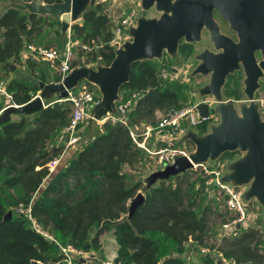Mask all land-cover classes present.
Returning <instances> with one entry per match:
<instances>
[{
	"label": "trees",
	"instance_id": "16d2710c",
	"mask_svg": "<svg viewBox=\"0 0 264 264\" xmlns=\"http://www.w3.org/2000/svg\"><path fill=\"white\" fill-rule=\"evenodd\" d=\"M48 17L16 7L0 10V66L3 72L14 73L5 83L11 103L28 102L39 90L38 82L47 83L44 72L30 83L15 75L9 64L22 61V52L41 36ZM79 18L69 32L76 44L71 67L108 66L115 56L110 44V17L101 4L91 0ZM56 34L61 38L60 31ZM66 39L67 36L61 40ZM193 50L191 43L181 41L178 45L182 54ZM159 68L154 59L132 63L129 79L120 92L143 93L126 117L128 124H154L156 111L182 108L179 89L160 79ZM230 79L224 85V95L239 100L241 92L232 87L236 78ZM261 90L264 91V84ZM45 105L37 113L19 114L18 120L0 122V264H59L62 256L58 244L97 252L100 236L106 232L114 235V261L120 264H190L186 259L190 245L209 247V215L216 209L209 194L189 180V170L159 180L149 188L141 180H133L125 168L142 164L147 153L135 145L122 123L103 122L79 149L67 150L71 156H65V152L57 168L49 173L47 163L63 149L55 141L67 123L70 107L68 101L58 98ZM3 107L0 105V109ZM207 124L208 120H202L194 128L198 134H205ZM60 138L63 142L61 135ZM238 152L226 151L218 158L233 160ZM139 191L145 200L128 218L130 202ZM28 205L51 239L35 232L25 216L15 211ZM247 211L256 209L247 207ZM8 212L11 216L4 219ZM210 250L233 264H264V232L255 225L241 227L234 234L222 235ZM210 250L200 255L199 264H215Z\"/></svg>",
	"mask_w": 264,
	"mask_h": 264
},
{
	"label": "water",
	"instance_id": "95a60500",
	"mask_svg": "<svg viewBox=\"0 0 264 264\" xmlns=\"http://www.w3.org/2000/svg\"><path fill=\"white\" fill-rule=\"evenodd\" d=\"M91 0H59L53 3L36 1H12L0 10L16 7L39 15L60 18L61 39L70 31L71 25L87 9ZM142 15L135 27L130 28L129 40L114 49V58L108 66H80L73 68L62 82L44 83L39 81V93L24 104H9L0 113V122H7L14 114H34L45 108L44 99L51 94L58 99L68 96V91L86 80L97 86L100 100L91 110L92 119L99 120L113 112L115 101L123 93L122 84L128 81L132 63L144 59H160L163 52L175 54L181 41H199L206 30L213 47L218 52L204 50L196 57L200 63L193 73L210 74L209 83L199 92L211 95L219 103L212 107L206 102L194 105V119L202 121L218 114L219 123L205 134L188 130L185 140H190L195 149L187 156L177 157L172 164L153 171L145 184L151 187L159 180H167L195 165L217 159L226 151H241L243 155L232 160L222 181L236 186L248 185L246 198L254 197L264 205V116H260L254 103V92L259 88V79L264 73V0H140ZM155 7L161 14L158 18L147 17V11ZM224 19L236 34L237 41L219 30L213 12ZM256 52L260 60L257 62ZM11 69L14 64H9ZM242 68L244 90L250 103L242 106L240 114L231 101L223 103L222 87L228 75ZM145 200L139 191L130 202L128 218ZM11 216L8 212L4 219ZM32 264H40L32 261ZM157 264H161L158 262Z\"/></svg>",
	"mask_w": 264,
	"mask_h": 264
},
{
	"label": "built area",
	"instance_id": "2783aa9c",
	"mask_svg": "<svg viewBox=\"0 0 264 264\" xmlns=\"http://www.w3.org/2000/svg\"><path fill=\"white\" fill-rule=\"evenodd\" d=\"M18 2V1H33V0H10L9 2ZM111 19L113 27V38L110 44L114 49L119 48L122 44L131 38L130 28L135 27L137 24V12L135 8L122 11L119 15L109 16ZM70 32V31H69ZM67 34V39L64 41L63 45H44L29 43L25 50L21 54V60L24 61L30 57H38L46 60L50 63L57 74L58 80L56 82H62L64 77L73 69L71 67V62L74 59V52L76 44L71 40L70 34ZM129 38L125 39L126 36ZM83 49H89L87 46H82ZM159 77L161 80H168L169 73L166 66H160L159 68ZM96 91L87 90L84 88V85H81L78 90L73 91L71 89L68 91V96L64 99H58V101H68L70 112L66 125L61 131V137L63 138L62 142V151L61 153L54 157L47 163L48 172H53L64 153L69 149H78L80 146L81 139V128L82 124L88 118H92L91 110L94 104L100 100V93L98 88ZM143 92H133L130 95L119 96L115 101V108L113 112L107 113L101 119L96 120L99 123L105 121H110L111 123H122L127 126L130 136L135 143V145L143 149L148 158H152L158 169L164 168L166 165L172 164L174 160L179 156H187L188 153L182 148L176 147H153L148 148L146 142L154 137L156 140H162L163 137L157 134H161V131H168L169 135L179 134L176 131L180 132V122L182 119H187V122L191 126H195L201 121H196L194 119V106L188 108H174L170 107L165 111L157 120L156 125H143L140 127L133 126L128 124L127 115L132 111L136 101L141 97ZM0 95L7 97L8 101L11 100V94L6 90L5 83L0 81ZM37 95V94H36ZM34 95L32 99L35 98ZM96 98H99L96 99ZM12 103H7V105ZM46 106V105H45ZM5 108V106L0 110V113ZM213 116V115H211ZM209 119V118H208ZM205 119V120H208ZM183 132V131H181ZM157 133V134H154ZM184 134V132H183ZM164 135V134H163ZM232 160H228L227 163H230ZM209 161L195 165V168H199L202 174L204 175L203 190L209 195L216 197H221L224 208L228 213H233V216L222 223L223 235L234 234L239 228H247L252 226V222L246 226L245 221L248 219L249 212L247 207L243 205L238 186L222 181V176L225 173L223 169L219 166L209 165ZM15 211L28 220L30 227L37 233L48 237L51 239V236L46 232V230L35 220L31 214V206H19ZM62 260L61 264H81V261H86L90 258L91 254L88 248H78L71 244L60 245L58 244ZM201 253L209 252L207 247L199 248ZM102 264H120L112 260H105Z\"/></svg>",
	"mask_w": 264,
	"mask_h": 264
},
{
	"label": "rangeland",
	"instance_id": "374dc122",
	"mask_svg": "<svg viewBox=\"0 0 264 264\" xmlns=\"http://www.w3.org/2000/svg\"><path fill=\"white\" fill-rule=\"evenodd\" d=\"M10 0H5L0 2V9L5 4H8ZM38 1V0H33ZM94 3L101 4L104 12L108 15H119L122 11H127L131 8H135L137 12V17L140 18L142 15V8H141V2L140 0H94ZM2 11V10H1ZM161 12L157 11L155 7H151L147 11V17H156L158 18L160 16ZM80 20V18H78ZM77 20V21H78ZM58 21H60V18H54L53 16L48 17V23L43 27V33L41 36H39L33 43L36 44H44V45H63L64 42L61 40V38L56 34V31H60V26L58 25ZM220 32L223 34H226L230 37H234L235 33L232 32L227 26H221ZM129 38L127 35L125 39ZM194 50L191 54H182L178 50L175 54H167L166 52H163L162 57L160 59L154 58L155 62L159 64V66H166L169 77L168 81L173 83V85L179 89L180 93V104L184 108L193 107L198 102H206L210 106L215 107L219 102L211 95H201L199 90L209 83L210 80V74H194L193 71L197 67V65L200 63V60L196 57L199 53H201L204 50H210L215 51L216 49L213 47L212 42L209 39V34L206 30H203L201 33V38L199 41L192 42L191 43ZM74 56L76 57V50L74 52ZM14 70L15 75H18L22 77L24 80L30 83H35L41 74V72H45L47 77L49 76L48 81H52L53 77L56 75V70L51 67L50 63L46 60L38 57H30L29 61H19L14 64ZM14 75V74H13ZM12 77L11 73L3 72L1 66H0V81L7 84V82ZM237 83L236 85L232 86L233 88H237L241 92V99L236 100L232 97L228 98L224 95L223 90L224 86L222 87V94L220 101L223 103L231 101L233 104L234 109L238 114H240V109L242 106H248L250 101L247 97V95L243 92V89L245 87L244 85V74L243 72L237 76ZM262 81V80H260ZM259 81V82H260ZM49 83V82H47ZM230 83V79L226 78L224 84ZM84 85V88L87 90H94L96 91V87L92 85H86L83 82H80L75 88H73V91L78 90V88L81 85ZM261 88V82L259 85V88L254 92V103L257 105V109L260 113V116L263 118L264 116V91L260 89ZM97 92V91H96ZM39 93V90L36 92V94ZM35 94V95H36ZM7 97L4 95H0V105L6 106ZM57 96L54 94L49 95L44 99V102L47 101H56ZM170 108V107H169ZM169 108H166L164 110L167 111ZM12 119L18 120L19 114H14L11 116ZM219 123V116L218 114H214L213 116H210L208 119L207 124V131L209 132L211 130V127L213 125H216ZM100 127L98 123L95 120H91L88 118L84 121L81 128V139L80 144H85L88 140H90L94 134V132ZM180 132L178 130L176 131L179 134H172L174 136L173 143L170 142L171 139H167V141H158L154 137V139H150L146 142V145L148 148L153 147H176V148H182L184 149L188 154L192 153L195 149V145L190 140L184 139V134L188 130L196 131L194 126H191L187 119H182L180 122ZM183 131V132H181ZM168 133V131H161V134ZM170 133V132H169ZM60 134L56 137H59ZM81 145L78 147V149L81 147ZM243 155V152L239 151L237 154H235L234 159H238ZM209 165L213 166H219L221 169H223L225 172L228 171L227 165V159H220L217 158L215 160H208ZM231 162V161H230ZM158 166L155 163V161L152 158H148L146 156V159L142 164L135 165L132 169H126V172H129L130 176H132L133 180H141L144 184H146V181L148 179V176L153 172L158 170ZM190 177L189 180L194 182L196 188H201L203 190V182H204V175L200 171V169L192 168L189 169ZM242 203L244 206L248 207V209L255 208L256 212H250L248 214V219L245 221V225L248 226L252 221V226L255 225L259 227L264 232V205L260 204L254 197L246 198L245 192L248 189V185H240L237 187ZM203 193L204 190H203ZM208 198L211 199L215 206V211L209 215V230H208V237H207V243L209 244V247H207L209 250L211 246H214L219 243V239L223 235L222 231V223L223 220H228L230 217L233 216V213H228L225 208L221 197H216L213 195H208ZM112 242V241H110ZM89 249V248H88ZM90 250V249H89ZM92 253V251H89ZM98 254L100 253L97 251ZM93 251V253H97ZM188 252L191 254L186 256L187 260L190 262V264H199L200 255L202 254L199 251V248L192 244ZM211 254L214 257L215 264H233L231 261L224 259L221 257V255L215 251L210 250ZM250 264V263H249Z\"/></svg>",
	"mask_w": 264,
	"mask_h": 264
},
{
	"label": "crops",
	"instance_id": "0c3cea01",
	"mask_svg": "<svg viewBox=\"0 0 264 264\" xmlns=\"http://www.w3.org/2000/svg\"><path fill=\"white\" fill-rule=\"evenodd\" d=\"M1 1H5V0H0V2ZM36 2H40V1L38 0ZM33 58H35V57H33ZM74 58H75V56H74ZM11 70H13V69H11ZM11 74L13 76L14 73H11ZM57 76H58V74L56 72V75L53 77V80L52 81L51 80L48 81V79H47V82H54V79ZM46 77H47V75H46ZM47 78H49V76ZM92 85L95 86L94 84H92ZM95 87L97 88V86H95ZM7 102L11 103V100L10 101L7 100ZM44 105H45V102H44ZM163 113H164V110H158V111H156V122H157V120L159 119V117ZM156 122L154 124H147V125L155 126L156 125ZM97 123H98V125H101L102 124V123H99V122H97ZM143 125L144 124H141V126H143ZM154 134H157V133H154ZM163 134H157V135H160L161 137H163V139L162 140H159V142L160 141H167V139H171L170 142L173 143V141L175 139L173 135H169V133H163ZM60 135H61V132H60ZM55 142L57 143V145H62V139L60 138V136L56 138V141ZM158 147H160V146L158 145ZM71 154H72V152L69 151V152H66L65 156L69 157V156H71ZM110 241H112V242H110ZM100 245H101V247H100V250H99V252H100L99 254H98V252L94 254L93 253V250H91L92 251V254H91L90 258H88L86 260L90 264H102L105 260H112V259L114 260L115 259V257H116V250H117V243H116V240H115L114 235H113L112 232H106V233H104V234H102L100 236ZM190 254H191L190 252H187V256L190 255ZM59 264H61V263H59Z\"/></svg>",
	"mask_w": 264,
	"mask_h": 264
},
{
	"label": "flooded vegetation",
	"instance_id": "af4514ba",
	"mask_svg": "<svg viewBox=\"0 0 264 264\" xmlns=\"http://www.w3.org/2000/svg\"><path fill=\"white\" fill-rule=\"evenodd\" d=\"M214 14H213V16H214V19H215V21H216V23L218 24V26H219V30H220V27L221 26H227L228 28H229V26H228V23L224 20V19H222L221 17H220V15L214 10V12H213ZM230 29V28H229ZM231 30V29H230ZM232 32H234L233 30H231ZM235 33V32H234ZM226 35V34H225ZM228 36V35H227ZM230 37V36H229ZM234 41H237V37H236V34H235V36L234 37H231ZM184 42V41H183ZM219 50H215L214 52H218ZM256 59H257V62H259V60H260V56H259V53L258 52H256ZM243 71H242V68H240V69H238V70H235L233 73H231L230 75H228L227 76V78H229L230 79V77L231 76H235V78H236V83H237V79H238V75H240L241 73H242ZM244 74V73H243ZM245 79V78H244ZM260 80H262V81H260ZM232 80L230 79V82H231ZM259 81L261 82V88H262V85L264 84V73H263V76L259 79ZM260 82H259V84H260ZM225 85V84H224ZM223 85V86H224ZM260 88V89H261ZM244 90V89H243ZM222 93V92H221ZM224 93V92H223ZM242 96V95H241ZM233 98V97H232ZM241 99V98H240Z\"/></svg>",
	"mask_w": 264,
	"mask_h": 264
}]
</instances>
